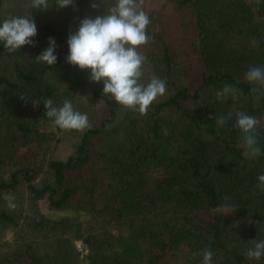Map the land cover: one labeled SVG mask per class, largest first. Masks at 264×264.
<instances>
[{
	"label": "trees",
	"instance_id": "trees-1",
	"mask_svg": "<svg viewBox=\"0 0 264 264\" xmlns=\"http://www.w3.org/2000/svg\"><path fill=\"white\" fill-rule=\"evenodd\" d=\"M170 1L184 9L193 24L205 67L197 87L193 91L178 88L165 100L153 102L145 114L102 93L107 117L80 134L71 154L51 159L48 177L39 185H35V168L15 167V134L25 138L41 134L43 127L51 125V119L44 115L48 97L41 90V77L46 72L61 77L70 72L67 39L79 27L60 30L38 23L34 9L30 11L37 35L33 45L21 48L33 52L29 67H21L12 57V79L0 76V114L5 120L0 129L8 125L11 132L0 137V225L15 224L2 206L8 195L25 188L30 203L44 200L49 211L61 214L53 220L31 218L34 228L70 231L73 240L88 245L91 243L83 234L86 220L81 221L80 215L91 214L79 203L83 199L102 202L100 212L118 222L121 234L113 237L117 250L104 258L94 253L92 264H133L142 256L144 246L147 264H160L162 253L166 264H202L200 253L208 246L213 250L211 264H264V257L249 260L245 255L253 246L251 241L264 240V190L258 187V177L264 174V93H253V86L245 79L249 67H264V0H253L254 5L246 0ZM147 32L151 37L147 46L153 43L158 48L152 56L147 52V58L153 66H163L162 72L159 68L153 71L167 79L169 49L161 36ZM50 37L57 45V62L51 67L35 61L49 46ZM243 45L247 46L241 49ZM2 50L7 51L0 43V55ZM225 84L238 92L235 98L230 94L221 101L216 92ZM201 94L207 97L198 118L183 106L200 99ZM26 100L37 105L38 118L33 122L13 115ZM165 111L178 112L184 123L164 133L159 116ZM239 111L258 121L261 154L254 160L248 159L240 146L241 134L235 126ZM221 116L226 122L218 126ZM204 213H210L207 224ZM60 242L57 239V247ZM44 262L28 251L0 258V264L48 263Z\"/></svg>",
	"mask_w": 264,
	"mask_h": 264
},
{
	"label": "rangeland",
	"instance_id": "rangeland-1",
	"mask_svg": "<svg viewBox=\"0 0 264 264\" xmlns=\"http://www.w3.org/2000/svg\"><path fill=\"white\" fill-rule=\"evenodd\" d=\"M246 1L253 2V0ZM31 3L32 0H0V23L13 16L30 17V11L34 9L38 23L51 24L60 30L62 28H78L83 19L104 15L106 10L114 5L115 0H74V7L66 8H57L56 0H49V8L46 11L33 8ZM93 4L96 7H93ZM142 9L148 16L150 13L154 14L152 18H149L150 23L147 31L156 33L163 38L169 49L171 70L167 79L160 76L161 73L160 75L155 74L153 70L159 68L162 72L163 66L161 64H156L157 67L153 66L147 58V54L151 52L152 56L153 52H158V48L153 43L148 46L146 44L138 49L146 57L142 68L141 83L146 84L153 75L166 83L165 94L154 102L165 100L180 87H186L193 91L197 87L200 76L205 73V67L199 57L195 32L189 15L184 9H178L175 1L170 0H143ZM235 45H238L236 41ZM246 46L239 47L242 49ZM32 53L31 50L19 49L10 55L7 51L2 50L0 76L12 79V57L21 67H29ZM69 69L71 70L65 77L46 72L41 77V90L53 100L56 106H62L64 100L71 101L74 110L87 114L90 128H95L103 118L107 117L103 99L100 98L103 93V83L91 82L88 71H82L72 65L69 66ZM96 93L100 95L97 96ZM206 97L207 95L201 94L200 99L187 102L183 107L187 108L195 117L201 118ZM36 111V102L26 100L13 111V115L20 121L33 122L32 120L38 118ZM4 121L0 114V122L4 124ZM184 121L176 111H165L159 116V124L164 133L172 127L179 128ZM50 122L51 125L46 126L45 130L43 127L39 132L41 134L25 138L15 134L17 140L14 142V151L18 162L15 167L22 165L35 168L38 173L35 185H39L47 179V163L51 159H61L71 154L80 134L86 129H90L65 130L56 126L52 119ZM7 127L8 125H3L0 129V137L11 133ZM0 173H2L1 168ZM90 202L92 201L83 199L79 203L80 207L82 206L91 214V217L80 215L81 221L86 220L87 231L83 234L91 243L88 245L82 240H73V234L70 231L58 232L55 230L50 232L45 228L41 230L34 228L29 223L31 218L43 216L53 220L60 217L61 214L49 211L44 200L30 203L25 188L20 189L19 193L15 195H8L2 208L15 219V224L0 225V258L28 251L41 256L45 262H48L47 264H92L90 258L94 257L96 252H99L98 257H109L117 250L113 237L121 234L118 222L111 221V217L106 212H100L102 209L100 200ZM202 218L203 222L207 224L210 213H204ZM57 239L61 241L58 247ZM145 249L144 246L141 249L142 256L133 264H147L148 256ZM159 257V263L166 264L167 259L163 253Z\"/></svg>",
	"mask_w": 264,
	"mask_h": 264
},
{
	"label": "clouds",
	"instance_id": "clouds-1",
	"mask_svg": "<svg viewBox=\"0 0 264 264\" xmlns=\"http://www.w3.org/2000/svg\"><path fill=\"white\" fill-rule=\"evenodd\" d=\"M142 3L143 0H115L114 5L104 15L83 19L78 30L68 36L66 61L82 71H88L91 82H102L103 94L111 95L125 108L137 109L145 114L149 106L165 94L166 83L155 75L146 84L141 83L146 57L138 49L151 39L147 32L150 19L143 11ZM56 5L57 8L74 7V0H56ZM31 6L46 11L49 0H32ZM92 6L96 7L95 4ZM36 35L34 19L28 16H13L0 23V43L8 53H14L26 45H33ZM252 43L258 46V41L253 40ZM48 44L35 61L51 67L57 62V45L51 37ZM245 79L253 86V93H264V67H249ZM237 92L238 89L231 84H225L216 92V97L223 101L230 94L235 98ZM21 98L25 99L23 96ZM43 107L46 110L44 115L61 129L83 131L91 127L87 114L74 110L69 100H64L62 106H56L51 98H46ZM235 115V126L241 134L240 146L245 156L254 160L261 154L257 142L258 121L244 111ZM225 122L226 118L221 116L217 125ZM258 180V187L264 190V174ZM251 242L253 246L245 255L249 260H260L264 257V240ZM200 255L202 264H211V246L205 248Z\"/></svg>",
	"mask_w": 264,
	"mask_h": 264
}]
</instances>
